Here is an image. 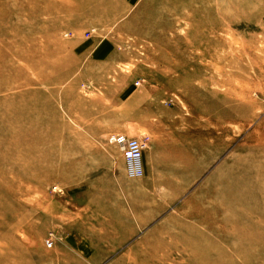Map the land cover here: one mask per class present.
<instances>
[{"label": "rangeland", "instance_id": "rangeland-1", "mask_svg": "<svg viewBox=\"0 0 264 264\" xmlns=\"http://www.w3.org/2000/svg\"><path fill=\"white\" fill-rule=\"evenodd\" d=\"M76 1L54 0L70 13L80 11ZM93 2L91 11H115L113 0H84L85 9ZM118 3L122 14L108 26L59 25V11L46 16L40 8L38 16H0V53L24 73L8 83L11 74L0 73V99H12L5 104L25 116L0 120V252L7 264H20L17 248L30 264H264V0ZM0 8L21 7L1 0ZM24 21L37 33L23 44L11 33ZM93 28L100 39L90 36ZM87 40L107 43L108 56L90 58L100 49ZM32 48L52 60L32 69L25 54ZM16 132L26 143L11 139ZM118 134L145 143L143 163L156 139L171 167L189 146L200 147L193 157L202 159L201 174L174 168L177 174L148 177L145 194L134 186L138 219H150L148 226L132 240H84L88 248L77 255L64 245L60 222L81 213L80 188L98 179L97 154L124 165L108 143ZM88 154L91 168L80 178ZM23 213L28 222L17 223ZM65 250L73 255L63 261Z\"/></svg>", "mask_w": 264, "mask_h": 264}, {"label": "crops", "instance_id": "crops-1", "mask_svg": "<svg viewBox=\"0 0 264 264\" xmlns=\"http://www.w3.org/2000/svg\"><path fill=\"white\" fill-rule=\"evenodd\" d=\"M119 1L120 0H113L115 11H91L92 8H97V2L95 4L92 3L90 5V9H85L83 11H71V13L67 11L65 13L63 11H59V14L56 15H61L63 18L61 21L62 23L59 25L76 24L74 25L76 27H88L89 25L108 26L111 23H114L117 19L116 17L122 14V8L125 6H122L120 3H118ZM52 2V5H55L54 0H52ZM76 2H78L76 5L78 7L80 1L77 0ZM55 12L57 13V11ZM94 32H96V29H94ZM94 32L92 30L90 36L95 40L100 39V33ZM85 45L88 47L95 46L96 48L100 49L97 55H93V57L90 58L106 57L108 56V54H106L108 49H111V47L107 46V43L102 42L99 45H94L92 40L85 41L84 46ZM161 144V141L157 139L156 141L151 142L150 156L147 155L143 163L144 174L147 178H145L144 181L139 182H134V180H130L126 177L123 163L108 159L105 155V152H102V154H97V156L100 157V159L97 158L98 179L93 183H89V180L87 183H82L80 188L81 213L79 215L74 214L73 216H67L65 221L60 222L65 225L61 230L62 234L65 233L66 237L64 245H67L70 247V249L75 248L80 250L77 252V255H82V250H86L88 248V246L83 242L87 239L99 241H127L135 239L138 233L148 226L150 219H138V206L135 199L137 189H135L134 195L133 188L137 186L142 187L143 189L140 192L145 194L144 185L150 184L148 177L177 174L176 172H170V170H173L174 168L182 169V171L179 172L182 175L189 176L201 174L200 166L202 165V159L200 157H193L195 152L198 155L200 154V147L195 148L189 146L188 157H185L182 161H179L178 164L172 165L171 167L167 164V161H165L166 159L163 157L164 148L161 146ZM211 158L214 159V153H212L211 156L210 150V161ZM89 159L92 161L88 154L87 157L80 162V178L82 177L84 170L87 172L89 171V168H91L89 167V164L91 163L88 162ZM203 163V166H206L208 160L204 159ZM100 169L101 171H99ZM88 174L89 172L86 173L87 176ZM142 197H145V195H142ZM143 207L144 206L140 205V208ZM141 215L142 214H140V217H142ZM61 255L62 258H60L64 261V259L66 260L67 256L70 258L73 253L71 251L65 250V252ZM58 264L68 263H62L61 261Z\"/></svg>", "mask_w": 264, "mask_h": 264}, {"label": "bare ground", "instance_id": "bare-ground-1", "mask_svg": "<svg viewBox=\"0 0 264 264\" xmlns=\"http://www.w3.org/2000/svg\"><path fill=\"white\" fill-rule=\"evenodd\" d=\"M21 1H23V3H21ZM79 1H80V5L78 7H76V9H78L80 11L85 10V6L87 7V4L84 6V0H79ZM11 3L13 5L17 6V7L18 6L21 7L22 9L20 8L19 9L20 11H12V13H10V11H4L3 8H0V16L2 15L5 18L7 17V18H10V19L15 17L16 15H23V16H26V17L38 16V12L36 10H38L39 8L41 9V11L43 12L44 15L50 16L52 14V11H61V10L62 11H66L68 9L65 5H63L62 7H59V6H56V5H52L51 3H48L47 5H44L42 7H38V5L35 3V0H11ZM27 24H28L27 21H24V23L22 24L23 28H14L12 30V33H11V35H13L15 38H18L20 35H23V37H22L23 44L26 41L30 42V41L34 40V34L37 33V31H33V30H36L37 27H35V28H27L25 26ZM42 30L48 32V28L47 27L42 28ZM23 44L22 43H18L17 46H23ZM49 44L52 45V36L50 37V40L47 41L45 49L50 47ZM25 54H26L27 60L32 65V69H35V70L36 69H40L42 65H45L50 60H52V54L47 53V51L42 53V49H40V48H32V49H30L28 51V53H25ZM13 55L19 61H21L23 59L22 53L17 52V53H13ZM0 57H4L5 58V61L2 63V65H0V73H3L4 71H7V72H9L11 74V77L7 80V83L10 80H14V79L18 80V79H21L24 76V73H21V71H18L15 68L14 63L11 62V59L9 57L2 56L1 53H0ZM35 59H37L36 62H34ZM38 59H39V61H38ZM47 78L48 77H44L43 78V79H45V84L49 83L47 81ZM4 88L5 87H0V92H2L4 90ZM23 96H21L19 100H22ZM29 96H34V97L37 96V98H40V97H38L37 93H30ZM6 98L0 99V105H3L5 103H7L8 101H13L12 99H6ZM23 98H25V97H23ZM42 101H44L43 98H42ZM4 106H6V107H4L5 111L3 112V113H5V116L0 118V120L4 121L5 124H9L10 122H14V121H17V120L25 119V116H19V115L22 114V111L20 112V109L16 105H14V104H5ZM10 110H11V112H10L11 115L8 113V111H10ZM118 135H120V134H118ZM112 136H114V135H112ZM15 138L16 139H20L19 141L22 142V143H26V141L23 140V134L21 132H16V134L11 136V139H15ZM127 138H129V137H127ZM108 141H109V139H108ZM14 143H17V142H14ZM111 145H114V144H111ZM114 146H116V145H114ZM15 150L16 149H13V151H15ZM0 165H1V162H0ZM124 168H125V162H124ZM125 174H126V172H125ZM126 177H127V175H126ZM5 179H6V174H1L0 173V182L1 181H5ZM130 180H132V179H130ZM30 216H31V214H29V213L20 214V216H17V220H18L17 223L23 224V223L28 222ZM6 236L11 238L10 235H8V234ZM0 248H1V250L3 249V246L1 244H0ZM17 249H18L17 252L21 255L20 264H30L29 260L27 258L23 257V251L21 249H19V248H17ZM4 254H5L4 251L0 252V264H2L3 261H4V264H7V262H6L7 258L4 259V257H3ZM21 260H22V262H21Z\"/></svg>", "mask_w": 264, "mask_h": 264}, {"label": "built area", "instance_id": "built-area-1", "mask_svg": "<svg viewBox=\"0 0 264 264\" xmlns=\"http://www.w3.org/2000/svg\"><path fill=\"white\" fill-rule=\"evenodd\" d=\"M108 142L116 145L121 151L127 177L132 180L142 178L144 175L142 153L145 143L135 138H127L124 135L111 136ZM46 245L51 248L52 242L47 240Z\"/></svg>", "mask_w": 264, "mask_h": 264}]
</instances>
